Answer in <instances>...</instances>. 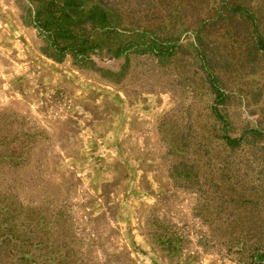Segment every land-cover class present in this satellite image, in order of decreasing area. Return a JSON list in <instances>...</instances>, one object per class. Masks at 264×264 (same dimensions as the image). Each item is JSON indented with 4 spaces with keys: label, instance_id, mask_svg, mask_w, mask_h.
Masks as SVG:
<instances>
[{
    "label": "rangeland",
    "instance_id": "rangeland-1",
    "mask_svg": "<svg viewBox=\"0 0 264 264\" xmlns=\"http://www.w3.org/2000/svg\"><path fill=\"white\" fill-rule=\"evenodd\" d=\"M101 1L127 21L158 24L171 54L128 49L111 60L89 53L57 60L23 22L27 0H0V134L11 140L0 149L25 161L8 175L21 184L20 197L49 199L69 216L67 244L80 264H238L240 254L212 243L228 223L233 244H246L255 213L264 229V139L244 134L264 132V51L227 13L229 0ZM241 1L264 22V0ZM197 34L203 45H191ZM202 46L223 88L227 125L210 115L213 95L195 49ZM163 118L168 127H160ZM222 134L240 144L226 146ZM179 139V152L168 147ZM180 164L194 165L198 188L178 187L172 171ZM29 180L33 187L23 184ZM221 206L233 218L224 221ZM151 217L185 236L179 252L163 253L147 236Z\"/></svg>",
    "mask_w": 264,
    "mask_h": 264
},
{
    "label": "trees",
    "instance_id": "trees-1",
    "mask_svg": "<svg viewBox=\"0 0 264 264\" xmlns=\"http://www.w3.org/2000/svg\"><path fill=\"white\" fill-rule=\"evenodd\" d=\"M229 1L232 3L224 4L227 13L233 15L234 19L237 17L236 22L239 26L248 31L247 35H251V46L264 51V22L257 9L241 0ZM27 4L21 3L24 6L23 11L27 12L26 17L23 16V22L35 29L42 41L41 52L57 60L63 59L66 55L84 59L88 53L97 55L101 60H111L128 49L134 54L149 52L160 58L172 52V47L156 36L158 24L152 21L140 25L139 21L134 19L127 21L125 11L122 12L119 7L115 8L101 0H27ZM205 18L209 19L208 12ZM202 39V34H197L190 43L200 46L203 45ZM195 49L197 54L202 56L205 65L203 77L206 89L213 95L210 115L213 120L222 121L227 125V117L219 109L224 102V93L217 71L210 64L206 48L202 46L200 50ZM105 72L114 82L122 75L120 72H110L109 69ZM169 123L168 118H163L160 127H168ZM245 133L252 134L254 138L264 139V132L257 129L250 128L245 130ZM6 137V134H0V146L11 141L10 137ZM220 140L226 146L233 147L240 144L241 138L233 139L222 134ZM174 144L180 146V149L174 148L176 152L185 146L179 139L177 142L169 143L168 147L171 148ZM262 150L264 151V141ZM12 160L13 156L9 151L1 148L0 264H80V260L73 259V248L67 244L72 242L69 237L71 231L69 216L60 209L53 210L49 199H37L41 202L37 203L35 197H20L17 191L20 190L21 184L13 180L8 171L25 161ZM179 166L173 167L172 171L178 187L186 189L195 185L198 188L195 173L192 172L194 165ZM23 184L34 186V182L30 180L24 181ZM232 203V200L225 199L221 204L228 208ZM219 211L224 212V221L233 218L232 211L225 212L222 206ZM253 216L254 223L249 228L246 244L238 239H234L233 244V230H228V223L222 228L215 229L216 237L221 241L215 240L212 244L224 245L227 252L240 254L238 264H264V229L258 226L260 217L257 213ZM144 225L147 236L163 253L174 255L186 243L185 236L170 222L151 217L145 220ZM198 241L202 246L207 245L201 238Z\"/></svg>",
    "mask_w": 264,
    "mask_h": 264
}]
</instances>
